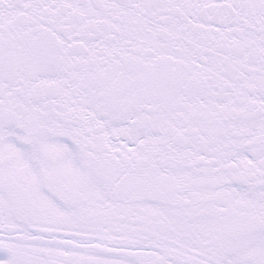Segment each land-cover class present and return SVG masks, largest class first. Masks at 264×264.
Masks as SVG:
<instances>
[{"label":"snow or ice","instance_id":"1","mask_svg":"<svg viewBox=\"0 0 264 264\" xmlns=\"http://www.w3.org/2000/svg\"><path fill=\"white\" fill-rule=\"evenodd\" d=\"M0 264H264V0H0Z\"/></svg>","mask_w":264,"mask_h":264}]
</instances>
